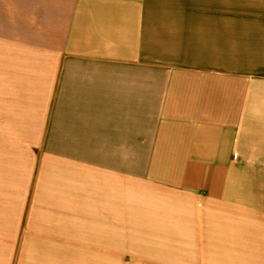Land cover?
I'll list each match as a JSON object with an SVG mask.
<instances>
[{
    "label": "crops",
    "instance_id": "1",
    "mask_svg": "<svg viewBox=\"0 0 264 264\" xmlns=\"http://www.w3.org/2000/svg\"><path fill=\"white\" fill-rule=\"evenodd\" d=\"M0 264H264V0H0Z\"/></svg>",
    "mask_w": 264,
    "mask_h": 264
}]
</instances>
